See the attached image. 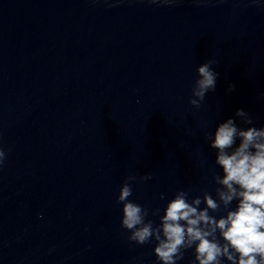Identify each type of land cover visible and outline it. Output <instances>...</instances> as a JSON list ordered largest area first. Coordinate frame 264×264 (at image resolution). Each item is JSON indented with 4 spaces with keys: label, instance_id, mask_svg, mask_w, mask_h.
Listing matches in <instances>:
<instances>
[{
    "label": "water",
    "instance_id": "water-1",
    "mask_svg": "<svg viewBox=\"0 0 264 264\" xmlns=\"http://www.w3.org/2000/svg\"><path fill=\"white\" fill-rule=\"evenodd\" d=\"M208 57L216 86L197 107ZM237 107L264 122V7L249 0H0V264H154L120 224V184L134 172L129 198L150 209L212 191L203 131Z\"/></svg>",
    "mask_w": 264,
    "mask_h": 264
},
{
    "label": "clouds",
    "instance_id": "clouds-1",
    "mask_svg": "<svg viewBox=\"0 0 264 264\" xmlns=\"http://www.w3.org/2000/svg\"><path fill=\"white\" fill-rule=\"evenodd\" d=\"M249 2L264 7V0ZM216 63V58L208 57L196 64L191 105L199 107L206 92L215 88ZM253 121L247 109L237 107L214 128H204V138L215 150L209 169L212 191L203 188L190 194L180 187L170 197L161 192L163 207L150 209L129 198L137 176L134 172L125 176L116 195L122 202L120 224L128 229V241L153 242L154 264H179L189 249L187 264H264V122ZM5 160L6 149L0 144V167ZM151 175L145 172L139 179Z\"/></svg>",
    "mask_w": 264,
    "mask_h": 264
}]
</instances>
